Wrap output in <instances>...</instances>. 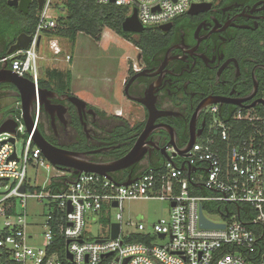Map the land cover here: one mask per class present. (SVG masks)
Segmentation results:
<instances>
[{
	"label": "built area",
	"instance_id": "2783aa9c",
	"mask_svg": "<svg viewBox=\"0 0 264 264\" xmlns=\"http://www.w3.org/2000/svg\"><path fill=\"white\" fill-rule=\"evenodd\" d=\"M56 1L62 0H45L28 49L0 57V70L15 72L40 88L44 36L55 62L64 53L61 39L51 35L58 28V17L52 13ZM111 1L96 3L127 8L129 17L136 11L144 30L171 24L193 6L215 2ZM71 60L67 55L65 61ZM133 70H141L136 61ZM15 109L11 120L17 124L16 134L0 135V220H4L0 264H264V116L239 110L225 120L211 113L184 157L174 156L171 149L161 168L133 178L126 187L113 177L74 175L55 168L28 132L18 153L17 136L25 124L20 102ZM42 109L36 101V128ZM30 200L42 208L37 216L28 212ZM130 201L166 202L169 214L149 231L143 223L129 222L136 231L125 235L123 206ZM114 210L121 214L110 225L108 237L88 239L87 225L104 222ZM201 213L225 228H202ZM214 216L220 221L210 219ZM115 224L119 233L113 239ZM136 236L142 241H135Z\"/></svg>",
	"mask_w": 264,
	"mask_h": 264
},
{
	"label": "flooded vegetation",
	"instance_id": "af4514ba",
	"mask_svg": "<svg viewBox=\"0 0 264 264\" xmlns=\"http://www.w3.org/2000/svg\"><path fill=\"white\" fill-rule=\"evenodd\" d=\"M210 5L180 17L167 31L159 28L151 48H135L137 60H128L138 62L141 70L134 72L131 65L124 82L125 102L133 105L128 114L122 106L100 112L87 104L80 115L63 98L74 96L71 90L53 87L59 98L52 105L56 115L65 108L64 119L53 127L45 113L50 128L42 136L55 147L105 165L124 158L149 127L145 158L111 174L128 180L169 156L175 150L171 142L183 149L192 134L207 126L211 113L225 120L239 110L264 113V0H215ZM12 92L19 97L16 89Z\"/></svg>",
	"mask_w": 264,
	"mask_h": 264
},
{
	"label": "rangeland",
	"instance_id": "374dc122",
	"mask_svg": "<svg viewBox=\"0 0 264 264\" xmlns=\"http://www.w3.org/2000/svg\"><path fill=\"white\" fill-rule=\"evenodd\" d=\"M56 5L53 8L52 13L60 18L66 16V12L62 11L60 6L63 5L62 1H56ZM56 7V8H55ZM7 8L4 3H0V23L6 17ZM43 38V60L40 61L41 67V81L50 82L52 87L59 90L63 88L68 92L66 74L74 71L76 75V85L81 86L83 89H90V83L88 79H92L91 85L101 84L104 81V89H111L113 93H107L104 95V105H108L109 100L107 97L112 95L114 101L117 100L119 107H124L128 112L132 109L130 103L125 102L123 95V86L125 80L128 78V70L131 65L135 64V61H129L128 58L137 60L136 47L128 40L116 35L110 30L104 32V46H98L94 41L90 40L85 36H79L78 40L73 46L68 40H63L62 49L64 50L63 55L57 59L59 62L54 61V57L48 51L46 44L47 40ZM70 55L75 58V66L70 63H66L65 58ZM132 62V63H131ZM60 74L59 79H55L53 82L50 81V73ZM80 78V81L78 80ZM9 91H0V115L3 113L5 108L15 109L17 107V101L19 98L16 97L15 93L7 86L4 85V89ZM61 91V90H59ZM72 95L80 99L86 104L92 107H99L102 101V96L91 94V93H77L71 89ZM103 102V101H102ZM112 108V107H111ZM1 117V116H0ZM1 120V118H0ZM130 123L134 122L130 120ZM27 129L24 126L21 134L17 136V150L18 153L24 148L27 141ZM32 176V175H31ZM45 177V174L42 175ZM199 178H202L201 175ZM170 205L166 202L161 201H130L125 202L123 206V232L125 235H130L136 231L135 228L128 226L129 222L143 223L147 231L152 229V226L159 220L168 216ZM28 212L30 216H37L42 212V208L35 203V201H28ZM121 214L119 210H114L110 214H107L104 222H92L86 227L88 239L95 240L99 238H107L109 235V227L116 221V216ZM110 218L111 220H109ZM213 221H220L218 216L210 217ZM4 220H0V229L3 228Z\"/></svg>",
	"mask_w": 264,
	"mask_h": 264
},
{
	"label": "water",
	"instance_id": "95a60500",
	"mask_svg": "<svg viewBox=\"0 0 264 264\" xmlns=\"http://www.w3.org/2000/svg\"><path fill=\"white\" fill-rule=\"evenodd\" d=\"M112 3L115 0L111 1ZM38 10L41 11L45 4V0H38ZM8 5L11 7L18 8L21 12L27 14L31 5L32 0H13L9 1ZM210 4L207 5H197L193 6L189 13H192L194 10L201 8V7H210ZM171 26V24L165 25L160 27L162 31H167V29ZM123 32L126 34H135L141 35L144 33V28L140 24L137 18V12L135 11L133 16L126 19L123 23ZM31 43V36L27 34H21L14 45H12L7 52V55H13L19 50L28 49ZM139 77V75L132 78L130 81L127 89L126 94H128V89L130 85L135 81V79ZM11 85L13 86L19 95L22 112H23V119L24 124L27 129L28 134L33 139L34 144L40 148L44 157L57 169L65 172H72L74 175H79L82 173H91L97 174L103 177H107L108 179L112 180V173L128 169L138 163H140L146 156L147 150L145 148V141L147 140V136L149 133V127L146 128V131L143 135L139 138L136 146L122 159L110 163V164H95L90 162L86 156L82 153H75L70 151L62 150L58 147L51 145L41 134L40 130L36 128L34 123V104L36 101L40 103L42 108L44 109L45 113L50 116L52 120V125L55 127L56 120L59 119L63 121L64 119V107H59L62 111H59V115H56L54 106L52 105V100L55 98H59L58 94L47 89H40L37 85L33 84L29 80L21 77L15 72L8 71V70H0V86L2 85ZM64 99H68L70 103L78 110L79 114L82 115L88 108L87 104L80 99L74 96L65 95ZM152 123H149L151 125ZM16 127L17 124L9 119L4 121L0 125V135L4 133L8 134H16ZM205 128V124L201 130H199L196 135L192 134L187 146L183 149H178L176 145L171 142L169 146L175 148L176 153L174 156H181L184 157L187 152H189L192 147L194 146L196 139L200 137L203 133ZM11 143H14L15 140L11 139ZM170 157L165 155V160H169ZM135 180L133 177L130 176L129 179L124 182L122 185L128 187L131 185ZM24 191V189L22 190ZM200 225L202 228L205 229H224V225H215L208 222L203 214H200ZM119 233V226L117 224L113 225V232L112 238L116 239Z\"/></svg>",
	"mask_w": 264,
	"mask_h": 264
},
{
	"label": "trees",
	"instance_id": "16d2710c",
	"mask_svg": "<svg viewBox=\"0 0 264 264\" xmlns=\"http://www.w3.org/2000/svg\"><path fill=\"white\" fill-rule=\"evenodd\" d=\"M8 2V0H0V3H4L7 8L6 17L0 23V57L7 54L10 47L16 43L17 38L21 34L32 35L38 24L39 10L36 2L31 5L27 14L21 12L18 8L9 6ZM60 8L62 11L66 12V16L58 18V28L55 32L51 33V35L62 40H68L73 46H75L80 34H84L96 43H100L105 30H110L116 35L131 42L136 48L147 50L151 48L152 40H154L158 34L159 28L146 29L144 33L140 35L141 39L135 41L130 34L124 33L122 26L129 17V10L127 8L117 7L111 4L103 6L98 5L96 0H63V5L60 6ZM177 20H179V18ZM130 72L133 73L132 67ZM59 77L60 74L50 73L51 82L55 79H59ZM66 78L67 86L70 90L72 80L71 72L66 74ZM7 86L11 90L15 89L13 86ZM40 88L52 91L53 87L50 82L43 81L41 82ZM0 90L9 91L6 88L4 89V85L0 87ZM59 90L65 91L63 88ZM17 102H20V99ZM14 113H16V109H9V107L5 108L2 113L3 119L0 124L11 119ZM259 115L264 116V113L259 112ZM47 122L49 123L48 118L42 109V122L38 127L42 134L50 128V123L48 125ZM186 145L187 143L183 145V148ZM165 161L166 160L163 158L159 159V163L155 162L154 165L146 169L141 175L133 178H138L151 169L155 170L161 168ZM112 177L114 180L122 183L127 180L115 176ZM133 239L135 241H142V236H136Z\"/></svg>",
	"mask_w": 264,
	"mask_h": 264
},
{
	"label": "crops",
	"instance_id": "0c3cea01",
	"mask_svg": "<svg viewBox=\"0 0 264 264\" xmlns=\"http://www.w3.org/2000/svg\"><path fill=\"white\" fill-rule=\"evenodd\" d=\"M32 4H33V2H32ZM79 36H85V37L89 38L90 40H92L90 37H88V36H86L84 34H80ZM103 40H104V33H103L102 41L100 43H96L94 41V43H96L98 46H104L103 45L104 44V41ZM62 42H63V40L61 39V42H60L61 46H63L62 45ZM46 47H47V44H46ZM70 64L72 66H75L76 65L74 56H73ZM71 75H72V80H71L70 90L72 89L74 92H77V93H85V92H87V93L95 94L94 96H96V95L102 96V98H103L102 101L103 102L101 101V104L99 105V107H95L94 106V108L97 109V110H99L100 112H104V110H106L108 112H113L111 107H114L115 106L114 105L115 104L114 103L115 101H114V98L112 97V95H110L106 99L107 101L109 100L108 105H106V104L104 105V95H106L107 93H113V91L111 92V90H112L113 87L111 89L110 88L109 89H104V81L101 84L91 85V83H93V81H92V79H88V81L91 82L90 83V89L89 90H87V89L85 90L80 85L79 86L76 85L77 79H76V75H75L74 71L71 72ZM78 80L80 81V78H78ZM117 108H115V109H117ZM117 110H120V109L118 108Z\"/></svg>",
	"mask_w": 264,
	"mask_h": 264
}]
</instances>
